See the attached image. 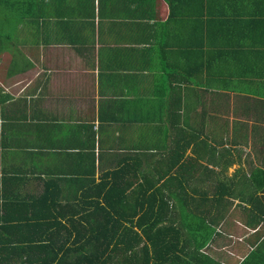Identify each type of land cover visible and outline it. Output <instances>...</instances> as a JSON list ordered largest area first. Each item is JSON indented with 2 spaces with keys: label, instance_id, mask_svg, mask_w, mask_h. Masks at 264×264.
I'll return each mask as SVG.
<instances>
[{
  "label": "crops",
  "instance_id": "1",
  "mask_svg": "<svg viewBox=\"0 0 264 264\" xmlns=\"http://www.w3.org/2000/svg\"><path fill=\"white\" fill-rule=\"evenodd\" d=\"M0 21V264L27 259L9 197L80 208L113 180L161 186L176 221V194L221 211L224 264L264 240V0H0Z\"/></svg>",
  "mask_w": 264,
  "mask_h": 264
},
{
  "label": "trees",
  "instance_id": "2",
  "mask_svg": "<svg viewBox=\"0 0 264 264\" xmlns=\"http://www.w3.org/2000/svg\"><path fill=\"white\" fill-rule=\"evenodd\" d=\"M112 175L115 177V172ZM219 183L218 195L212 200L224 210L225 184ZM143 184L127 192L134 185L132 182H103L100 185L104 194L85 196L80 208L58 200L49 204L50 198L46 197V202L43 198L34 200L31 206L48 203L43 213L30 211L23 197H9V205L14 208L7 229L10 252H22L29 258L22 264H224L203 252L214 238L221 211L208 218L209 211L185 209V197L176 194L173 198L181 203L176 221L177 214L160 194L162 187L157 186L148 194L150 187ZM154 186L156 183L152 182ZM207 193L202 200L211 199ZM22 208L23 214L18 211ZM17 232L22 238L15 246L12 240ZM189 240L193 241L192 248ZM34 254H39V258H33ZM8 263L15 262L10 259ZM238 264H264V240Z\"/></svg>",
  "mask_w": 264,
  "mask_h": 264
},
{
  "label": "rangeland",
  "instance_id": "3",
  "mask_svg": "<svg viewBox=\"0 0 264 264\" xmlns=\"http://www.w3.org/2000/svg\"><path fill=\"white\" fill-rule=\"evenodd\" d=\"M0 29H2L3 27H2V22L0 21ZM12 38H13V36H12ZM7 38H2V40H6ZM0 41H1V39H0ZM10 49V48H9ZM4 63L3 62H1V60H0V76H1V79H2V77L5 75V73H6V68H5V66L3 65ZM10 67V64H7V67ZM248 184L251 186L252 184H251V181H249L248 182ZM247 189V188H246ZM208 190V192L209 193H211V192H213L214 191V189L212 188V187H210L209 189H207ZM213 201V200H212ZM207 204H209V202L207 203ZM239 214H241V212H237V211H235L232 215L233 216H239L240 217V215ZM193 239V238H192ZM223 244H224V241H221ZM216 244H217V242H216ZM215 244V245H216ZM215 245H214V247H213V249L215 250ZM237 250V248H233L232 249V251L235 253L234 255H232V254H230V253H228V259L229 258H231V260H230V262L231 263H236V262H238V260H239V258L237 257V255H239V256H242V254L243 253H241V252H239L238 250ZM205 251H207V252H210L208 249H205ZM212 255H214L216 258H220V259H222L223 260V257L225 256V254H224V250H222V249H219V248H217L216 249V252L215 253H213V252H210Z\"/></svg>",
  "mask_w": 264,
  "mask_h": 264
}]
</instances>
